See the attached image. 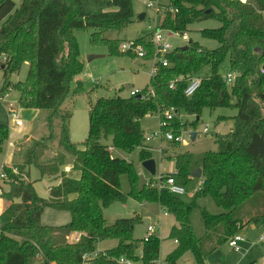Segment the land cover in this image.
<instances>
[{"label": "trees", "instance_id": "1", "mask_svg": "<svg viewBox=\"0 0 264 264\" xmlns=\"http://www.w3.org/2000/svg\"><path fill=\"white\" fill-rule=\"evenodd\" d=\"M169 1L162 11L161 29L183 34L191 24L214 19L220 23L218 27L203 28L199 33L216 40L218 46L203 48L189 40L185 49L178 47L166 53L168 66L155 63L156 73L150 75L140 97L101 96L91 101L87 137L74 142L69 133L72 110L66 101L82 92L80 81L71 87L81 72L82 61L73 31L91 30V44L105 43L111 52L119 53V42L104 38L102 33L131 23L132 0H109L106 4L114 10L99 13L86 11L82 0H0V53L8 57L0 93L11 85L6 77L27 63L24 80L12 84L19 91L18 104L50 110L48 134L31 144L21 163L2 168L8 190L2 191L1 197L8 204L0 214V264H83L85 254L90 258L84 264H116L120 256L149 264L158 258V236L151 235L147 241L133 237L139 216L119 218L111 224L104 218L105 207L125 198L120 189L122 174L130 184L129 196L140 202H157L173 214L175 224L169 236L176 247L165 259L170 264H177L186 253L192 256L190 264H205L216 245L228 241L247 224L260 225L264 217V0ZM150 37L145 33L134 39L146 50L145 59L154 54ZM226 60V73L233 74L230 83L219 71ZM207 66L210 74L202 77L191 96H186V78ZM172 81L174 89L169 88ZM231 96L236 98L234 104L230 103ZM227 106L237 109L231 117L233 126L215 135L216 150L202 153V184L196 193V197L211 195L224 211L216 215L202 212L205 234L199 239L189 219L195 203H185L166 190L137 189L133 162L113 156L100 137L110 135L112 147L127 153L136 150L143 161L152 158L140 127L144 116L158 113L161 117L171 107L199 116L205 108ZM53 117L60 120L58 149L43 160L54 138ZM223 118L227 117H218ZM197 122L198 118L192 124ZM182 125L175 116L161 130L170 129L178 136ZM8 137V125L0 121V151ZM173 158L174 172L166 175L173 174L188 185L192 153H177ZM31 165L38 169L40 178L59 179L48 187V198L39 196L29 179ZM67 165L80 172L79 178L67 176ZM46 207L69 212V222L42 224ZM112 239L117 240L116 245L97 249L100 242Z\"/></svg>", "mask_w": 264, "mask_h": 264}, {"label": "rangeland", "instance_id": "2", "mask_svg": "<svg viewBox=\"0 0 264 264\" xmlns=\"http://www.w3.org/2000/svg\"><path fill=\"white\" fill-rule=\"evenodd\" d=\"M109 0H101L96 2L94 0H82L83 7L90 13H99L103 11L114 10L113 7L106 4ZM152 2L153 6L148 7L147 3ZM170 5L169 0H132L133 19L131 23L121 29L105 30L102 36L106 39L117 40V52H111L108 45L105 43L91 44L89 41L91 30L76 29L73 31L79 48V58L82 61V69L71 81V87L80 81L82 85V92L77 95H71L66 103H69L72 110V117L69 123L70 138L74 142H81L87 137L88 129V110L89 103L101 96L120 95L126 97L129 95V88L142 90L149 84L151 69L154 64L153 57L150 59L138 58L134 51L122 50L121 44L124 42H134V39L140 37L145 33L153 34L154 31L159 32L163 36V41L169 45V51L178 47H184L189 40L197 42L203 48H216L218 42L213 39L204 38L200 35L199 30L203 28H215L220 23L214 19H206L196 22L188 26L186 37L180 32H174L160 28V21L162 11ZM140 14H145L143 19H138ZM264 17V12H263ZM135 43V42H134ZM88 55H99V57L87 61ZM138 60V64L135 61ZM28 69V64L23 63L18 72L8 75L6 78L11 82L10 87L4 90L3 100L0 102V121L6 123L9 128L10 137L14 139H22L19 142L22 144V152L27 151L31 144L47 135L49 132L48 117L50 110L35 111L26 110L18 104L19 91L13 88L12 84L18 81H23ZM228 69V61L226 60L219 68L221 74L225 75ZM210 74V67H204L197 74L198 77H206ZM3 72L0 71V88L3 82ZM126 85L129 87L127 88ZM236 98L231 96L230 103L234 104ZM14 108L25 123V128L17 129L11 124L6 116V107ZM237 113V109L233 106L218 107L215 109L205 108L201 115H189L183 110H178L177 116L182 122L181 137L186 142L174 144L166 139L161 141L157 138H152L149 141H144L145 145L149 147L152 152V158L155 161L156 173L152 176L146 171L139 160L138 152L133 150L127 153L123 150L112 147V137L101 136L100 142L111 146V154L133 162L137 172L136 188L142 189L147 180H157L161 174L174 172V158L177 153L190 152L192 153L191 168L200 167L202 163V153L208 150H216L217 146L214 141L216 134H224L233 126L232 116ZM219 116L227 118L218 119ZM198 118L196 125L192 122ZM54 134L53 141L49 144V149L45 152L43 160L52 156L58 149V135L60 128L59 118H52L50 123ZM208 127V132L203 129ZM140 127L144 135L151 134L160 130V119L158 113L148 114L140 120ZM195 132L194 140H191L190 133ZM111 143V144H110ZM164 155L160 153L159 148ZM20 150V151H21ZM21 153V152H20ZM8 156V149L4 147L0 151V173H4L2 163ZM20 154L16 155L15 161H23ZM7 162V161H6ZM7 164V163H6ZM30 179L34 182L36 192L39 196L48 198L47 186L54 181L49 178L40 179L38 169L31 165ZM138 171L141 172L138 174ZM6 180V179H5ZM5 180L0 178V186L7 188ZM184 188V192L178 197L185 203L194 202L189 219L193 228L195 237L201 239L205 234V227L202 212L206 211L209 214L216 215L224 211L223 208L216 205L213 198L209 194L196 197L197 189L201 185L200 178L190 180L188 185H184L182 181H178ZM120 189L125 195L123 200H116L109 206L103 209V215L107 224L113 223L119 218H129L139 216L140 222L135 224L133 230V237L141 239L144 235L148 224L156 222L157 226L154 235L160 238L159 258L166 259L175 247L176 241L170 238L169 233L172 225L175 224L173 214L162 208L157 202H140L128 195L130 191V184L126 174L120 176ZM166 211V214H164ZM70 220V214L67 211L56 210L46 207L41 215V223L45 225H62ZM244 236V241L241 243L242 250L237 252L228 245V241L216 245V249L211 252L205 264H248L252 259H256V264L264 263V241L262 243L256 242L258 238L264 234V217L258 226L252 227L251 224L245 225L240 231ZM117 240H105L98 244V250L105 247H113ZM140 251H138L139 257ZM192 256L186 253L181 257L177 264H190ZM33 264H41L35 261ZM134 264H142L141 261L134 262Z\"/></svg>", "mask_w": 264, "mask_h": 264}, {"label": "built area", "instance_id": "3", "mask_svg": "<svg viewBox=\"0 0 264 264\" xmlns=\"http://www.w3.org/2000/svg\"><path fill=\"white\" fill-rule=\"evenodd\" d=\"M241 2H246V0H239ZM148 7H152L153 3L152 2H148L147 3ZM184 37H186V33L182 34ZM149 41L152 43L153 47H154V54H153V59H154V64L152 66L151 69V75L156 73V65L155 63H160L162 66H168L169 65V61L166 57V53L169 52V48L170 45L166 42L163 41V36L157 32L154 31L153 34H151V37L149 39ZM121 48L122 50L125 51H134L136 53V57L138 58H144L146 56V50L144 49V47L141 44H137L134 42H123L121 44ZM8 64V57L6 54L0 53V71H4V69L6 68ZM264 69L261 68V72H263ZM225 80L227 81V83H230L233 79V74L232 73H226L224 75ZM202 78L198 77L196 75H191L189 77L186 78V87L184 89V93L186 96H191L196 89L199 87L200 83H201ZM175 81H172L169 84V88L170 89H174L175 88ZM142 90L139 89H132L129 88V95H140L141 96ZM4 95L2 93H0V102L3 100ZM6 111V116L8 121L13 124L15 127H22L23 125V120L21 118V116L19 115V113L12 107L8 106L6 108H4ZM177 109L171 107L167 110L164 111L163 116H159L160 119V130L156 131V132H152L151 134L148 135H144V141H149L152 138H157L158 140H162V139H166L168 141H177V142H183V138L181 137V134L178 136H174L173 132L168 129V130H161V127L165 128L166 127V123L171 120L173 117L177 116ZM204 132H208V127L206 126L203 129ZM141 172L138 171V174H140ZM163 174L160 175V177L157 180H147L144 183L145 187H150V188H156L158 190H166L169 193H171L172 195L178 196L180 194H182L184 192V188L182 187V185L178 182L179 180L173 175V174H168V175H164ZM0 178H6V174L5 173H0ZM202 184V181H201ZM201 186V185H200ZM200 187H198L199 189ZM166 214V211L164 212ZM156 222H153L151 224H148L146 231L144 233V235L142 236V240L143 241H147L151 235H154L153 232L156 229ZM78 237L75 238V240H77ZM244 236H242L240 234V232H236L234 233L231 237H229L228 239V245L231 246L235 251L239 252L242 250L241 248V243L244 241ZM260 241H264V234L261 235L259 237ZM96 254V253H95ZM141 253L139 254V258L141 257ZM90 258V255H83L82 259H83V264L86 262L87 259ZM116 264H134V261L131 260L128 257L125 256H120L118 258L115 259ZM149 264H170L168 261L161 260L159 257L156 259H153ZM264 264V263H263Z\"/></svg>", "mask_w": 264, "mask_h": 264}, {"label": "crops", "instance_id": "4", "mask_svg": "<svg viewBox=\"0 0 264 264\" xmlns=\"http://www.w3.org/2000/svg\"><path fill=\"white\" fill-rule=\"evenodd\" d=\"M144 17H145V14H144ZM143 17V18H144ZM139 19V18H138ZM124 42V41H123ZM135 63L136 64H138L139 62H138V60H136L135 61ZM151 75V74H150ZM129 87V86H128ZM33 110V111H35L36 113L39 111L38 109H29V108H26V110ZM25 123H24V121H23V125H22V127H20V128H18L17 127V129H21V128H25ZM231 129V128H230ZM20 140H22V139H14L13 137H10V134H9V137H8V139H7V141L4 143V145H3V148L4 147H6V149H8V156H7V158L5 159V162L4 163H2V168H3V166H8V167H10V166H12L13 164H17V163H21L22 161H15V157H16V155H19L20 154V156H21V158L24 156V153H25V151L24 152H22V150H21V148H22V144L23 143H20L21 141ZM72 140V139H71ZM20 141V142H19ZM73 141V140H72ZM184 143H186L185 141H183ZM181 143V142H180ZM111 144V143H110ZM107 145V144H106ZM148 147V146H147ZM108 148H109V150H110V152H111V146H109L108 145ZM148 149H149V147H148ZM21 150V151H20ZM159 151H160V153L161 154H163L162 156H166V155H168V154H166V155H164V153H165V151H163L162 152V149H161V147L159 148ZM21 152V153H20ZM7 161V162H6ZM7 163V164H6ZM193 169V168H192ZM64 170H65V172H66V174H67V176H69V177H71V178H79V176H80V172L78 171V170H74V169H72L71 168V166L70 165H67L65 168H64ZM44 178V177H43ZM46 178H48V177H46ZM2 179H6L5 180V183H7V177L6 178H2ZM29 179H30V170H29ZM40 179H42V178H40ZM31 180V179H30ZM49 180H52V181H54L53 183H51V184H49L48 186H47V188L50 186V185H53V184H56V183H58L59 182V179H57V180H55V179H51V178H49ZM34 185V184H33ZM34 188H35V185H34ZM8 190V183H7V188L6 189H4L3 187H1L0 186V214H1V212L4 210V208L6 207V205L8 204V201H6L4 198H2L1 197V192L2 191H7ZM35 190H36V188H35ZM48 193H49V190H48ZM165 212V211H164ZM165 214V213H164ZM251 226L252 227H254L255 225H253V224H251ZM256 242H260V243H262V241H260L259 240V238H258V240L256 241ZM106 248H110V247H105V248H103V249H100V250H104V249H106ZM251 261H255V263H256V259H252ZM251 261H249V262H251ZM248 262V263H249Z\"/></svg>", "mask_w": 264, "mask_h": 264}, {"label": "water", "instance_id": "5", "mask_svg": "<svg viewBox=\"0 0 264 264\" xmlns=\"http://www.w3.org/2000/svg\"><path fill=\"white\" fill-rule=\"evenodd\" d=\"M143 17H144V14H140L138 16L139 19H143ZM186 47H187V45L184 46V47H182V48L185 49ZM97 57H99V55H88L86 57V59H87V61H90V60H92L94 58H97ZM262 68L264 69V66ZM126 87L128 88V85H126ZM137 97H140V95H137ZM195 136H196V133L195 132L190 133L191 140H194L195 139ZM141 165L152 176L155 175V173H156V166H155V161H154L153 158H149V159H146V160L141 161ZM201 175H202V169H201V167H196V168H194V169H192L190 171V177L200 178Z\"/></svg>", "mask_w": 264, "mask_h": 264}]
</instances>
